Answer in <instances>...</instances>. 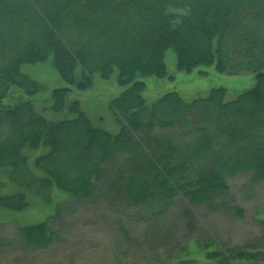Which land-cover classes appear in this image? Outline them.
Wrapping results in <instances>:
<instances>
[{"label":"trees","instance_id":"1","mask_svg":"<svg viewBox=\"0 0 264 264\" xmlns=\"http://www.w3.org/2000/svg\"><path fill=\"white\" fill-rule=\"evenodd\" d=\"M169 50L179 70L214 66L255 82L229 99L218 86L192 100L175 89L149 101L146 78H169ZM47 61L65 85L38 106L48 86L26 67ZM114 75L112 132L70 96ZM0 172L8 212L35 199L52 206L58 192L139 220L166 214L180 197L241 214L229 180L264 181V0H0ZM49 219L17 228L24 245H52ZM202 248L209 264L263 261L250 249Z\"/></svg>","mask_w":264,"mask_h":264},{"label":"rangeland","instance_id":"2","mask_svg":"<svg viewBox=\"0 0 264 264\" xmlns=\"http://www.w3.org/2000/svg\"><path fill=\"white\" fill-rule=\"evenodd\" d=\"M165 57L169 78H146L149 101L175 89L192 100L198 92L205 94L218 86L228 89L229 99L233 98V91L250 88L255 82L251 72L231 74L214 66L182 71L176 67L173 51H167ZM26 70L48 86L36 97L38 106L46 104L51 89L65 85L50 61ZM96 82L94 88L74 91L70 98L82 102L94 123L116 131L109 112L111 97L121 92L116 75L109 82ZM17 94L15 91L14 98ZM0 181H7L1 172ZM229 183L241 214L236 210L212 213L205 206H192L180 197L166 214L139 220L114 211L101 200L81 203L58 192L52 206L35 199L25 212L0 210V264H209L202 254L206 243H215L224 253L231 248L254 250L264 261V181L251 187L243 174ZM4 187L1 192L11 189L7 182ZM47 217L56 233L52 245L43 249L24 245L17 228Z\"/></svg>","mask_w":264,"mask_h":264}]
</instances>
